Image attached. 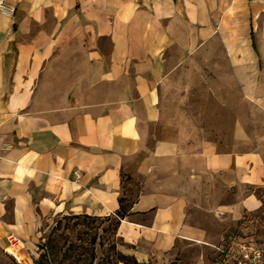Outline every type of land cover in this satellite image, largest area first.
<instances>
[{
  "label": "crops",
  "instance_id": "0c3cea01",
  "mask_svg": "<svg viewBox=\"0 0 264 264\" xmlns=\"http://www.w3.org/2000/svg\"><path fill=\"white\" fill-rule=\"evenodd\" d=\"M0 4V252L123 198L117 238L160 264L263 210L264 0ZM205 74L218 111L197 117Z\"/></svg>",
  "mask_w": 264,
  "mask_h": 264
},
{
  "label": "rangeland",
  "instance_id": "374dc122",
  "mask_svg": "<svg viewBox=\"0 0 264 264\" xmlns=\"http://www.w3.org/2000/svg\"><path fill=\"white\" fill-rule=\"evenodd\" d=\"M210 79L205 74L204 77L197 79L196 85L198 83L199 85L190 90L186 106L189 112L197 115V117L206 112L215 113L218 111V106L214 104L217 91L209 90L204 87L207 84H203ZM182 92L184 93V89ZM167 98L171 102L168 104L179 106L178 99L173 98L175 99L173 101L169 96ZM226 123L231 126L230 122ZM257 193L264 199V190ZM72 216L74 215L61 216L53 220L44 230L41 241L33 249L36 255L22 247L20 250L13 248V251L20 258L17 260L14 256L9 255L5 249L0 252V264H35L34 262L44 253L46 261L50 264H136V260L128 253V247L121 240L115 241L108 234L102 232L109 223L96 221L85 224L89 221L76 220ZM94 235L97 239L91 246L90 240ZM243 241L255 242L264 247V200L261 212L255 215L245 214L243 219L236 223H232L229 219L222 221L221 232H216L212 240L184 242L176 248L168 260L160 264H233L227 256L235 250L237 242ZM114 242L113 247L111 244ZM70 245L75 247L74 251H68ZM42 246L46 247V251L44 250L43 253L41 251ZM92 249L95 253L94 261L90 259ZM18 250L19 252L24 251L26 257H22L17 252ZM137 264L140 263L137 262Z\"/></svg>",
  "mask_w": 264,
  "mask_h": 264
},
{
  "label": "trees",
  "instance_id": "16d2710c",
  "mask_svg": "<svg viewBox=\"0 0 264 264\" xmlns=\"http://www.w3.org/2000/svg\"><path fill=\"white\" fill-rule=\"evenodd\" d=\"M118 204H119V209L118 211L110 216L107 217H92V216H86V215H80V216H72L73 219H83L85 221H89V223H85V224H90L96 221H101V222H106L109 223L108 227L106 229H103L102 232L104 234H108V236H110L111 238L116 240H120L119 238H117V229L119 227L120 221L123 220L127 215L128 212L130 210L131 204L132 202L123 198H119L118 200ZM58 224V223H57ZM96 236L94 235L91 240H90V244L91 246L94 245V243L96 242ZM113 247L115 245V242L111 244ZM68 251H74L75 247L70 245L68 247ZM46 251V247L42 246V253L43 251ZM90 259L91 261H94L95 259V253H94V249H92L90 251ZM47 259L45 258V253L40 255L39 259L37 261H35V264H50L46 261ZM135 263L137 264V262L135 261Z\"/></svg>",
  "mask_w": 264,
  "mask_h": 264
},
{
  "label": "built area",
  "instance_id": "2783aa9c",
  "mask_svg": "<svg viewBox=\"0 0 264 264\" xmlns=\"http://www.w3.org/2000/svg\"><path fill=\"white\" fill-rule=\"evenodd\" d=\"M0 13L7 16L8 9L0 4ZM7 242L11 248L18 245V241L13 236L7 237ZM233 264H264V247L257 245L255 242H237L235 250L227 256Z\"/></svg>",
  "mask_w": 264,
  "mask_h": 264
},
{
  "label": "bare ground",
  "instance_id": "6f19581e",
  "mask_svg": "<svg viewBox=\"0 0 264 264\" xmlns=\"http://www.w3.org/2000/svg\"><path fill=\"white\" fill-rule=\"evenodd\" d=\"M7 253H9L10 255L14 256L17 260H19L20 258L16 255V253L13 251V249L8 248Z\"/></svg>",
  "mask_w": 264,
  "mask_h": 264
}]
</instances>
